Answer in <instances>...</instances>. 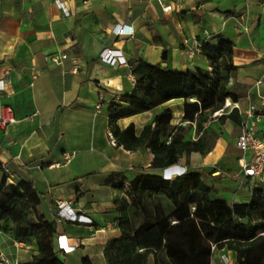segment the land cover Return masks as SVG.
I'll return each mask as SVG.
<instances>
[{
    "label": "crops",
    "instance_id": "1",
    "mask_svg": "<svg viewBox=\"0 0 264 264\" xmlns=\"http://www.w3.org/2000/svg\"><path fill=\"white\" fill-rule=\"evenodd\" d=\"M60 2L0 0V117H14L0 125V188L6 178L7 184L25 181L41 193L43 214L57 222L54 241L60 256L69 264H86L84 258L106 264L107 241L121 235L111 175L121 172L130 180L139 173H164L151 167V149L131 151L112 141L109 104L134 89L137 60L184 72L197 66L211 69L202 42L219 33L230 38L238 70L229 86L242 96L226 101L223 119L218 113L205 124L217 133L212 150L192 152L180 165L204 172L215 196L230 202H246L264 185L244 176L239 164L244 153L237 145L245 109L264 96V0ZM170 4L172 9L165 11ZM117 24L131 33L116 35ZM107 48L127 64L104 61L101 53ZM61 55H66L61 63L53 60ZM165 108L173 112V127L188 125L180 97L117 124L122 129L133 124L140 135ZM258 127L261 134L264 118ZM188 132L197 139L195 125ZM242 178L250 187L235 186ZM60 239L75 249H60ZM0 252L25 263L39 249L35 239L16 240L1 232ZM148 264H154L153 256ZM212 264H236L235 252L216 250Z\"/></svg>",
    "mask_w": 264,
    "mask_h": 264
},
{
    "label": "trees",
    "instance_id": "2",
    "mask_svg": "<svg viewBox=\"0 0 264 264\" xmlns=\"http://www.w3.org/2000/svg\"><path fill=\"white\" fill-rule=\"evenodd\" d=\"M201 52L208 57L211 69L197 66L184 72L137 60L132 66L137 77L134 89L109 104L116 144L131 151L151 149L153 169L164 172L192 152L211 151L217 133L205 124L228 99L239 101L242 96L229 86L238 70L234 42L219 33L202 42ZM177 97L184 99V122L188 125L173 127L170 108L157 113L140 135L133 124L124 129L117 124L122 117ZM225 116L223 112L219 117ZM193 125L197 139L188 137ZM205 175L189 168L175 178L139 173L129 180L121 172L113 173L109 182L116 190L114 204L120 215L121 235L107 241L106 264H148L151 256L154 264H212L215 251L223 248L235 252L236 264H264V185L257 186L248 201L230 202L215 196ZM41 203V193L32 184H7L4 178L0 233L16 240H36L38 254L21 264H69L56 249L57 222L46 219ZM84 261L89 264L88 258Z\"/></svg>",
    "mask_w": 264,
    "mask_h": 264
},
{
    "label": "built area",
    "instance_id": "3",
    "mask_svg": "<svg viewBox=\"0 0 264 264\" xmlns=\"http://www.w3.org/2000/svg\"><path fill=\"white\" fill-rule=\"evenodd\" d=\"M59 3L60 0H57ZM61 4V2H60ZM172 5H167L163 9L165 11H169L172 9ZM114 33L116 35H127L130 34L131 31L127 29V26L117 24L114 28ZM119 52L113 49H105L101 53V58L107 63L114 65L116 63L127 64L125 58L122 55L118 54ZM66 58V55L55 56L53 60L57 63H61L62 60ZM1 81L0 83H2ZM263 80H259L258 84H261ZM4 86L0 84V89ZM221 110L217 111L214 115L218 113H222L225 111V107ZM7 112L12 113V108L7 106ZM244 118L241 122V133L238 137L237 145L244 153L239 160V164L244 172L245 177L254 178L264 183V131L260 134L258 124L264 118V96H261V100L259 103H250L249 106L244 111ZM14 121V117L8 115H2L0 117V125H6V123ZM115 143V139L112 140ZM250 153L251 157L248 159L246 155ZM182 159H179L178 162L164 170V175L166 178H175L174 176L182 175L187 171V168L183 165H180ZM169 168H174L171 173H165V171ZM66 208L69 206L65 205ZM69 213L68 217L73 219L74 213L72 214L70 210L67 211ZM60 249L65 250V252H70L75 249L74 245H68L67 242L60 239L59 241ZM215 249V246L213 247ZM0 264H21L18 261H14L4 256L3 253L0 252Z\"/></svg>",
    "mask_w": 264,
    "mask_h": 264
},
{
    "label": "rangeland",
    "instance_id": "4",
    "mask_svg": "<svg viewBox=\"0 0 264 264\" xmlns=\"http://www.w3.org/2000/svg\"><path fill=\"white\" fill-rule=\"evenodd\" d=\"M218 174V173H217ZM243 185V187L245 186V185H249V187H250V185L252 184L249 180H246V179H243L242 178V180H240V181H238V182H236V185L235 186H238V185ZM164 204H165V206L166 207H169V203L166 201V200H164Z\"/></svg>",
    "mask_w": 264,
    "mask_h": 264
},
{
    "label": "water",
    "instance_id": "5",
    "mask_svg": "<svg viewBox=\"0 0 264 264\" xmlns=\"http://www.w3.org/2000/svg\"><path fill=\"white\" fill-rule=\"evenodd\" d=\"M173 170H174V168H169V169H167V170L165 171V173H171ZM174 177H176V175H175Z\"/></svg>",
    "mask_w": 264,
    "mask_h": 264
}]
</instances>
